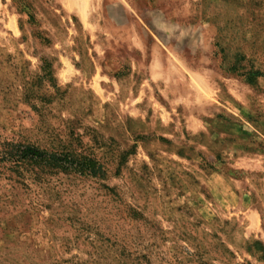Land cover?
<instances>
[{
    "label": "rangeland",
    "instance_id": "1",
    "mask_svg": "<svg viewBox=\"0 0 264 264\" xmlns=\"http://www.w3.org/2000/svg\"><path fill=\"white\" fill-rule=\"evenodd\" d=\"M252 68L264 0H0V151L105 169L22 185L1 162L0 264H264Z\"/></svg>",
    "mask_w": 264,
    "mask_h": 264
},
{
    "label": "trees",
    "instance_id": "2",
    "mask_svg": "<svg viewBox=\"0 0 264 264\" xmlns=\"http://www.w3.org/2000/svg\"><path fill=\"white\" fill-rule=\"evenodd\" d=\"M236 69V66L232 68ZM245 77L248 84L256 85L264 75L252 68ZM1 148L0 163H7L2 169L14 174L16 182L22 185H26L28 180L45 184L47 176L55 174L92 178L105 176L104 166L96 158L66 146L50 151L30 143L7 141L1 144ZM11 177L9 180H13Z\"/></svg>",
    "mask_w": 264,
    "mask_h": 264
}]
</instances>
